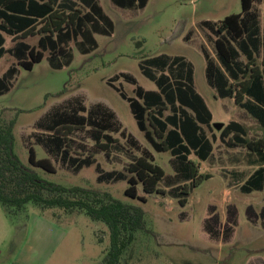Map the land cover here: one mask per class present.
I'll return each instance as SVG.
<instances>
[{
    "label": "rangeland",
    "instance_id": "obj_1",
    "mask_svg": "<svg viewBox=\"0 0 264 264\" xmlns=\"http://www.w3.org/2000/svg\"><path fill=\"white\" fill-rule=\"evenodd\" d=\"M98 2L112 20L113 30L110 35H94L96 49L83 54L77 47L81 39L70 41L66 51L72 61L64 64L63 54L57 53L56 61L61 64L58 69L50 64L49 51L32 70L18 66L8 54L0 60V77L9 67H17L8 90L0 95V118L16 119L14 153L27 167L30 148L38 159H50L54 173L34 168L44 181L106 191L125 204L143 209L147 227L156 235L138 234L121 264H264V227L260 217L264 189L250 194L240 191V186L264 164V155L243 146L229 148L219 140L221 129L231 121L243 125L248 140L262 138L264 131L233 99L216 97L208 85L203 50L217 62L214 36L200 24L219 23L230 14L240 13V0H148L144 8L133 9L118 8L110 0ZM254 8L262 22L264 0L256 1ZM37 40L38 36L26 39L32 46ZM13 44L14 40L7 37L5 47ZM157 57H182L192 65L195 90L212 114L211 129L202 126L209 139L215 136L210 156L200 161L191 155L200 172L211 178L192 189L184 206L167 192L169 187L164 182L160 184L167 192L164 196L145 195L139 187V195L147 197V202L141 203L124 195L126 181L97 180V166L102 173L124 172L133 157L139 156H150L167 176L173 174L169 152L153 150L139 131L129 104L108 84L117 76L113 86L133 98L137 86L157 91L155 83L140 69L141 64L148 65L146 62ZM149 68L155 73V67ZM123 74L134 78L137 85L125 81ZM97 104L115 114L108 133L131 154L114 147L108 154L95 150L89 111ZM59 111H76L78 118L67 124L72 131L68 154L76 159L89 158L93 161L90 166L76 169L42 144L54 134L47 124ZM45 117L48 119L43 120ZM80 118L84 119L83 124L79 123ZM249 207L255 214L252 219L247 215ZM55 213L61 223L27 204L17 217L10 218L0 204V264H102L109 247L107 227L83 213ZM207 225L215 232L213 236L207 232ZM225 228L231 230L224 231Z\"/></svg>",
    "mask_w": 264,
    "mask_h": 264
},
{
    "label": "trees",
    "instance_id": "obj_2",
    "mask_svg": "<svg viewBox=\"0 0 264 264\" xmlns=\"http://www.w3.org/2000/svg\"><path fill=\"white\" fill-rule=\"evenodd\" d=\"M110 1L122 9L144 8L148 2ZM256 1L262 0H240V13L230 14L219 23L203 21L200 24L214 36L217 62L203 50L208 85L213 88L216 97L233 99L264 131V18L261 22L254 8ZM112 30L113 22L97 0H0V60L9 54L25 70H32L35 64L40 63L45 51L50 52V64L54 68L61 67L56 61L57 53L63 54L64 64H70L72 55L66 51L70 41L80 38L77 47L86 54L97 48L95 34L110 35ZM5 35L16 41L9 49L4 47ZM32 36H38L36 46L25 41ZM146 63L148 65H140L141 72L155 83L157 91H145L137 86L136 98H133L113 86L117 76L108 80V84L129 104L139 131L153 150L157 153L169 152L173 174L167 176L150 156H139L133 157L124 172L102 173L97 166V180L126 181L124 195L141 203H146L147 197L139 195V187L145 195L156 193L164 196L168 192L178 200L179 205L184 206L192 189L211 178L209 174L200 172L199 164L191 159V155L200 161L210 156L215 136L211 135L209 139L202 126L211 129L212 114L195 90L193 67L184 58L157 57ZM149 65L156 68L155 73ZM16 73L17 67L11 66L0 77V95L8 90ZM122 77L128 83L137 85L131 76L123 74ZM61 94L63 91L58 95ZM166 111L169 114L165 115ZM77 116L76 111L71 114L65 111L54 113L47 124V129L54 134L44 142L42 140V144L51 153L61 155L65 163L79 169L90 166L93 161L72 158L68 154L67 148L72 142L68 136L72 131L67 124ZM89 116L92 119L90 136L97 152L108 154L111 147L129 152L108 133L116 117L112 111L97 104L89 111ZM46 119L48 117L43 120ZM78 121L83 124L84 119ZM15 123V118H0V204L10 218L17 217L27 204L34 205L41 214L56 223H61L56 210L64 215L83 213L108 229L109 247L102 264H121L138 234L156 235L147 227L145 212L139 206L125 204L106 191L42 180L34 168L48 173H54L56 169L50 159H38L33 148L29 149L30 167L23 165L13 150ZM245 135L243 125L231 121L221 129L219 140L229 148L243 146L264 155V136L253 141L246 139ZM163 182L169 187L167 192L160 187ZM263 189L264 164L240 186V191L245 194ZM247 215L249 219L255 215L250 207L247 208ZM260 217L264 227V207ZM206 229L213 236L215 232L208 225Z\"/></svg>",
    "mask_w": 264,
    "mask_h": 264
},
{
    "label": "crops",
    "instance_id": "obj_3",
    "mask_svg": "<svg viewBox=\"0 0 264 264\" xmlns=\"http://www.w3.org/2000/svg\"><path fill=\"white\" fill-rule=\"evenodd\" d=\"M97 1H98V0H97ZM98 3H99V2H98ZM99 5H100V4H99ZM102 9H103V8H102ZM103 11H104V10H103ZM105 14H106V13H105ZM106 15H107V14H106ZM4 37H5V43H6V39H7V37H10V36L5 35ZM10 38L14 40V38H12V37H10ZM25 41H26V40H25ZM15 42H16V41L14 40V44H13V46L15 45ZM26 42H27V41H26ZM5 43H4V47H5ZM27 43H28V42H27ZM28 44H29V43H28ZM13 46H12V47H13ZM5 48H6V47H5ZM10 48H11V47H10ZM6 49H7V48H6ZM8 49H9V48H8ZM8 55H9V54H8ZM50 224H51V223H50Z\"/></svg>",
    "mask_w": 264,
    "mask_h": 264
},
{
    "label": "water",
    "instance_id": "obj_4",
    "mask_svg": "<svg viewBox=\"0 0 264 264\" xmlns=\"http://www.w3.org/2000/svg\"><path fill=\"white\" fill-rule=\"evenodd\" d=\"M221 125H219L218 127H220Z\"/></svg>",
    "mask_w": 264,
    "mask_h": 264
}]
</instances>
